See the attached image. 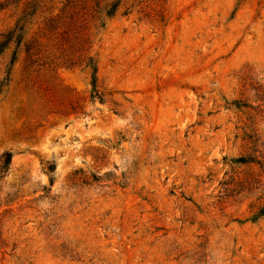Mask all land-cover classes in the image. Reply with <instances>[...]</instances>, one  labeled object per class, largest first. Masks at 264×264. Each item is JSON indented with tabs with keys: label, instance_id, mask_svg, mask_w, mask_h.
Instances as JSON below:
<instances>
[{
	"label": "rangeland",
	"instance_id": "rangeland-1",
	"mask_svg": "<svg viewBox=\"0 0 264 264\" xmlns=\"http://www.w3.org/2000/svg\"><path fill=\"white\" fill-rule=\"evenodd\" d=\"M262 208L264 0H0V264H264Z\"/></svg>",
	"mask_w": 264,
	"mask_h": 264
},
{
	"label": "trees",
	"instance_id": "trees-1",
	"mask_svg": "<svg viewBox=\"0 0 264 264\" xmlns=\"http://www.w3.org/2000/svg\"><path fill=\"white\" fill-rule=\"evenodd\" d=\"M11 160V157L9 154H4L3 155V161H4V165H8L9 162ZM260 214H264V208H262L260 211H259Z\"/></svg>",
	"mask_w": 264,
	"mask_h": 264
}]
</instances>
